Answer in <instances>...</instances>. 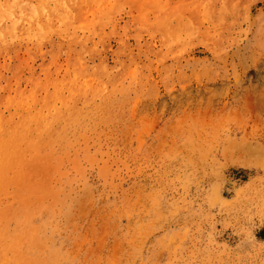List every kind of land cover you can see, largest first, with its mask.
I'll list each match as a JSON object with an SVG mask.
<instances>
[{
	"label": "rangeland",
	"instance_id": "374dc122",
	"mask_svg": "<svg viewBox=\"0 0 264 264\" xmlns=\"http://www.w3.org/2000/svg\"><path fill=\"white\" fill-rule=\"evenodd\" d=\"M0 264H264V0H0Z\"/></svg>",
	"mask_w": 264,
	"mask_h": 264
}]
</instances>
